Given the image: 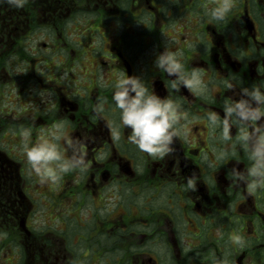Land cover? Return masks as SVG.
I'll list each match as a JSON object with an SVG mask.
<instances>
[{
  "label": "flooded vegetation",
  "instance_id": "af4514ba",
  "mask_svg": "<svg viewBox=\"0 0 264 264\" xmlns=\"http://www.w3.org/2000/svg\"><path fill=\"white\" fill-rule=\"evenodd\" d=\"M218 3L26 0L18 9L0 0V264H264V186L234 185L232 167L249 164L238 129L221 143L206 120L209 110L223 115L225 97L264 83V0H235L219 22L207 15ZM165 47L202 71L206 93L169 87L153 65ZM123 73L189 113L165 160L138 152L126 130L112 138L118 116L105 84ZM59 121L81 138L88 167L41 182L20 131L31 128L34 142ZM222 147L237 156L215 163Z\"/></svg>",
  "mask_w": 264,
  "mask_h": 264
},
{
  "label": "clouds",
  "instance_id": "9594fccd",
  "mask_svg": "<svg viewBox=\"0 0 264 264\" xmlns=\"http://www.w3.org/2000/svg\"><path fill=\"white\" fill-rule=\"evenodd\" d=\"M15 8H23L26 0H6ZM235 0H219V3L207 11L210 20L224 21L232 11ZM180 53L164 48L154 56L153 65L169 78V87L175 91L188 89L196 94L207 92L202 79V71L193 67L190 71L180 59ZM103 79V77H101ZM224 86L232 90L233 84L224 81ZM111 109L117 113V123L112 128V138L119 141L126 130L125 139L136 150L149 158L165 160L175 152L174 139L180 136L186 126L189 113L171 97H160L149 90L145 79L139 75L121 74L112 84ZM105 101L98 102L93 109L96 118L105 112ZM223 115L209 110L206 120L211 132L218 133L221 143L232 141L233 128L238 129V142L247 150L249 161L246 169L232 167V182L242 186L247 193L264 186V83L251 88L241 87L238 93L225 97L222 105ZM183 122V123H182ZM66 121H59L52 130L41 134L32 141L31 128H23L20 137L27 165L41 182L57 184L77 169L84 171L87 165V153L80 148L81 138L68 135L64 129ZM63 141V145L61 144ZM87 143V141H83ZM215 163L236 157L235 150L213 149ZM209 166L213 161L206 160ZM238 165V164H237ZM197 176L193 173L186 178L187 188L195 191ZM231 242L243 247L245 239L239 234L231 236ZM223 264V262H221Z\"/></svg>",
  "mask_w": 264,
  "mask_h": 264
}]
</instances>
